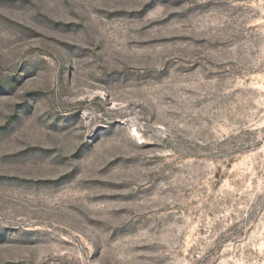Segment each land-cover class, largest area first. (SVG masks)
Returning <instances> with one entry per match:
<instances>
[{
	"label": "rangeland",
	"instance_id": "1",
	"mask_svg": "<svg viewBox=\"0 0 264 264\" xmlns=\"http://www.w3.org/2000/svg\"><path fill=\"white\" fill-rule=\"evenodd\" d=\"M0 264H264V0H0Z\"/></svg>",
	"mask_w": 264,
	"mask_h": 264
}]
</instances>
